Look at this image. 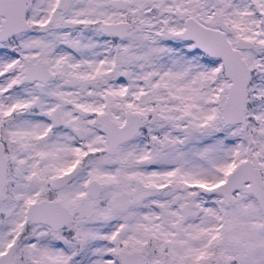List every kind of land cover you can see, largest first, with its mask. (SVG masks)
Segmentation results:
<instances>
[{
	"label": "snow or ice",
	"instance_id": "6c2138e0",
	"mask_svg": "<svg viewBox=\"0 0 264 264\" xmlns=\"http://www.w3.org/2000/svg\"><path fill=\"white\" fill-rule=\"evenodd\" d=\"M0 264H264V0H0Z\"/></svg>",
	"mask_w": 264,
	"mask_h": 264
}]
</instances>
